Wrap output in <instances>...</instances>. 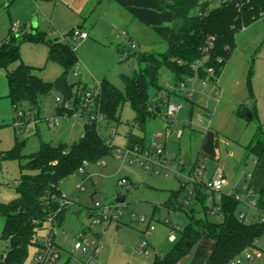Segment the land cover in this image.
Listing matches in <instances>:
<instances>
[{
  "label": "rangeland",
  "instance_id": "1",
  "mask_svg": "<svg viewBox=\"0 0 264 264\" xmlns=\"http://www.w3.org/2000/svg\"><path fill=\"white\" fill-rule=\"evenodd\" d=\"M9 1L0 0V39L8 34L15 23L26 26L31 33L32 20L39 16V27L47 34L57 33V36L64 37L75 47L79 62L67 73L73 96L69 97L63 90L54 88L48 95L39 96L38 107L25 101L15 108L7 96L9 86L6 71L0 69V151L16 148L23 157L0 159V203H9L18 197L21 167L28 162L26 156L40 149L42 140L53 144L60 141L70 144L83 135L90 111L89 108L84 112L82 108L84 85L94 87L107 79L124 90L122 75H132L139 69V54L151 52L158 55L167 48L166 41L152 26L136 19L111 29L110 41L97 36L89 26L75 40L70 32L71 27L54 30L50 18L41 7H36L38 15L31 16L26 0L13 1L8 6ZM127 30L132 34V39L122 35ZM57 36L50 37V40ZM133 42L137 43L135 49L122 51L124 46L131 47ZM21 55L22 61L35 67L45 81L56 80L64 71L59 63L48 59L45 43L25 40L21 45ZM17 64L13 63L11 68ZM158 82L166 86L176 80L172 72L163 67ZM187 83L192 88L194 85L192 96L170 95L169 100L182 103L181 111L172 121H167V105L163 104L161 114L148 119L144 130L138 126L132 127L136 111L128 101L120 109L119 122L108 123L103 116L95 121L100 134L109 141L110 153L102 160L104 165L87 162L83 169L60 183L63 195L73 204L66 208L61 222L58 219L54 221L56 241L63 247L58 263L65 262L70 253L68 264H83L84 258L78 255L74 243L85 231L88 238L97 236L96 233L102 235L101 252L92 264H152L157 254L164 255L174 244L170 240L172 232L178 239L180 232L190 222V205L181 209L169 208L165 204L169 193L179 189L182 181H186L185 177L176 175L175 167H182L185 173H189L196 164H205L209 174L222 167L226 174L231 175L246 167L250 171L256 169L252 161L254 154L249 146L256 139H264V18L260 17L237 33L236 46L219 77L208 74L205 80L197 78L194 84L191 80ZM156 96L151 91V104ZM57 97L61 101H56ZM65 102L70 103V108L65 106ZM91 104L97 109L96 99ZM20 111L27 115L30 113L31 119L20 118ZM239 111L243 115H239ZM54 115H61L57 126H51L48 121ZM131 129L137 136L148 138L162 133L159 140L165 143L169 154L165 171L153 172L143 167L140 161H131V158L121 155V148L125 147L127 141L126 134ZM186 154L191 158L190 165L183 163ZM122 178H126L130 184L120 185ZM187 184L192 187V184ZM122 195H126V200L119 203L123 211L119 221L93 224L89 212L96 209L95 202L104 205ZM219 195L220 192L214 194L218 200ZM192 203L197 217H208L216 222L223 220L219 213L206 214L201 203ZM207 205H213V201L208 200ZM140 216L145 219H139ZM4 221L5 217L0 215V237ZM117 224L123 227L117 230ZM152 225L155 229L147 237L149 254L146 255L139 244L144 238V231ZM209 242L210 237L205 234L187 256L201 260L209 249ZM8 246L7 240H0V255ZM258 248H264V234ZM256 249L251 248V253L255 254ZM34 252L33 245L25 264H33ZM239 261V264H264V253L255 259L242 254Z\"/></svg>",
  "mask_w": 264,
  "mask_h": 264
},
{
  "label": "trees",
  "instance_id": "2",
  "mask_svg": "<svg viewBox=\"0 0 264 264\" xmlns=\"http://www.w3.org/2000/svg\"><path fill=\"white\" fill-rule=\"evenodd\" d=\"M161 4L175 14L171 33L165 37L167 48L161 54L138 55L139 69L132 75L123 74L124 90L104 79L97 96V111L108 123L120 121V109L128 101L136 111L133 126L145 129L146 122L161 114V107L170 99L165 85L158 82L163 67L168 68L176 81L193 75V65L208 55V60L199 68L206 73L212 67L219 77L236 46V35L244 27L260 18L264 13V0H160ZM25 40L45 43L48 59L59 63L64 71L56 80L45 81L36 68L24 63L21 45ZM122 51L126 49L122 48ZM18 62L11 68L13 63ZM79 56L73 45L66 41H51L40 32L24 34L10 33L0 42V69H5L8 80V97L15 108L25 101L38 107L40 95H48L54 88L73 96L67 73L77 65ZM90 88V87H89ZM84 85L82 89H89ZM154 91L161 98L156 112L150 111V93ZM167 92L165 95L164 93ZM239 115H243L240 111ZM108 125V124H107ZM126 145L144 144L146 137L137 136L131 129L126 134ZM108 139L104 138L95 121L90 118L85 124L83 135L68 144L60 141L53 144L41 141L40 149L26 156L28 162L22 165L20 182L17 184L18 197L9 203H0V215L5 217L3 234L0 240H7L9 246L0 255V264H25L31 246L38 245L40 233L47 227L48 219L55 215L60 220L68 207L62 205L63 195L60 183L82 169L84 162L104 160L110 153ZM250 152L259 161L264 155V139H256L249 146ZM23 157L16 148L0 151V159ZM252 185V184H251ZM188 184L170 194L165 202L169 208H183L190 205V222L180 232V236L164 255H156L152 264H181L194 245L207 234L212 240L211 253L206 264H234L245 250L258 247L264 234V184L255 188L258 196V217L247 223L239 217L241 203L232 195H222L219 202L215 192L194 188L192 202L203 205L208 212L223 216L220 222L208 217H197L193 203H186ZM212 198L213 205H207ZM67 199V198H66ZM216 206L220 210L214 211ZM60 208V210H58Z\"/></svg>",
  "mask_w": 264,
  "mask_h": 264
},
{
  "label": "built area",
  "instance_id": "3",
  "mask_svg": "<svg viewBox=\"0 0 264 264\" xmlns=\"http://www.w3.org/2000/svg\"><path fill=\"white\" fill-rule=\"evenodd\" d=\"M261 18H264V13L260 14ZM18 31V28L14 29ZM74 39L78 40V38L82 35L79 29L74 31ZM122 35L129 36L127 31H123ZM137 47V43L133 42L131 49H135ZM208 55H205L201 60L197 61L193 65L194 74L187 76L183 80H178L176 82H169L166 84V90L169 93L181 96L190 97L194 92V85L190 87L187 83L188 80L192 81L194 84L197 78L207 79L208 74H212L214 77H218L215 73V70L210 67L207 69L206 73L200 74L199 68L208 60ZM101 92L100 84H96L94 87L86 89L83 94V104L82 108L84 112H86L89 108V115L87 117L93 121L98 120L101 116V113L97 111V109L92 107L91 102L97 98V96ZM161 100L159 96L154 98L153 104L149 106L150 111L156 112V107L158 101ZM56 101H61L60 97L56 98ZM162 102H165L167 105V118L168 122L172 121L176 118L177 114L182 109V103L178 101L168 100L166 101L164 98ZM65 106L70 108V103L65 102ZM23 119H31V114L28 115L24 111H20V118ZM171 120H170V119ZM49 124L51 126H57L60 122V116L54 115L48 119ZM168 134V132H167ZM162 136V133L158 132L153 134L151 138H147L144 144H134V145H125V147L121 148V155L123 157L131 158V161H140L143 167L146 169H151L153 172H161L167 169V159L168 152L166 151L165 143L161 142L159 139ZM101 165H104L105 162L100 160ZM87 163L86 161L84 164ZM85 167L83 165L82 169ZM206 166L205 164H196L194 168L189 172L185 173L182 167H175L174 172L179 177H185L186 181H182L183 184L190 183L192 187L188 188L187 197L185 198L186 203H190L193 201L195 190L197 187L199 189H207L211 192H221L226 186L230 185V180L228 177L222 174L221 169H218L215 175L210 178H206ZM167 174V172H165ZM252 173H247L245 175L244 181H238L234 185V189L230 192L229 195H232L236 200H238L241 204H244L249 209H254L258 213V196L255 188L251 185L252 181ZM120 185H129V181L126 178H122L119 181ZM72 202L66 198L62 200V205H69ZM96 209L92 212V220L93 224L98 223H115L118 222L119 219L123 216V211L119 208V203L114 201L104 205H101L99 201L95 202ZM60 210V208L58 209ZM220 207L216 206L214 211H219ZM240 219L244 220L247 223L256 221L254 218L250 217L247 212L240 211L239 212ZM56 217L55 215H51L47 222V227L40 233L38 237V245L37 251L33 257V264H58L59 260L62 257V251L56 241V233L57 229L55 226ZM139 219L144 220V216H140ZM260 220L264 221V213L260 214ZM52 224L50 225V223ZM155 227L148 226V228L144 231V238L140 242L139 246L142 251H145V254L148 255V246L149 242L147 237L154 230ZM97 236H93L92 238H88L85 231L81 232L79 237L75 240L74 249L77 251L78 255L84 258L83 264H92V262L98 258L101 252V244L100 239L102 237L101 234H96ZM171 239L175 238L174 233L170 235ZM255 250V254H252L250 249H247L243 252L244 256L249 259L260 258L264 253V248H258ZM239 260L234 262V264H239Z\"/></svg>",
  "mask_w": 264,
  "mask_h": 264
},
{
  "label": "crops",
  "instance_id": "4",
  "mask_svg": "<svg viewBox=\"0 0 264 264\" xmlns=\"http://www.w3.org/2000/svg\"><path fill=\"white\" fill-rule=\"evenodd\" d=\"M13 1H17V0H10L7 3L8 6L9 4L11 5ZM166 1L174 2L175 0H166ZM26 4L30 7V9L28 8V12L31 14V16L33 14L38 15L39 10L36 7H41L42 10H45V13H47V16L50 18L49 22L51 26H54V30L56 31L58 30L62 31L64 29L67 30L66 28L71 27L70 32L71 35L74 36L73 34L75 29H79L81 32L82 31L86 32L87 30L86 26L87 27L89 26L92 28L93 31L96 32L97 36L102 37L105 40H109V41H110L111 29L115 28L116 26L127 25L130 23V21H132V19L139 20L145 25L152 26L162 36L163 40H165V37L171 33L173 24L175 22V14L169 9H167L165 6H163L160 0H26ZM58 15H61V17H57ZM32 25H33L32 32H36V31L40 32L48 40H50V37L52 36H57V33L47 34L45 31H43V29L39 27V16L34 17V19L32 20ZM15 28H18V31L17 30L15 31L14 30ZM11 32L21 35L24 33H28V31L26 30V26L22 27L20 24L15 23L10 27L8 34L2 39H0V42L5 38H7ZM128 34H129L128 38L132 39L133 38L132 34H130L129 31ZM51 41L68 42L64 37H59V36H57L54 40ZM124 47L126 49L129 48L128 46H124ZM252 161H253V165L256 166V169L254 171L247 170L248 167H246V169L245 168L241 169V171L238 170L237 172H235L234 175L226 174L224 168L218 167V169H221L222 174L229 178L230 185L226 186L220 192L219 200L216 199V197L214 196V199L217 202L220 201L222 195L230 194V192L234 189V185L236 182L244 181L245 175L247 173H252L253 175L251 181L253 187L259 188L264 184V155L259 161L256 159V157H253ZM218 169L212 174L206 172V178H210L213 175H215ZM171 192L169 193L168 199L170 198ZM210 199L213 200L212 198ZM240 206L241 207L239 211L241 210L245 211L250 217L254 218L255 220L257 219L258 212L256 210L249 209L244 204H241ZM65 211L62 217L60 218V222L62 219H64ZM92 212L93 211L89 212V216H92L91 215ZM122 227H123L122 224H117L116 229L120 230ZM176 238H177L176 236L174 239L170 238L172 243L176 241ZM211 246H212V240L210 239L209 249L204 254V257L202 255L201 260L196 261L192 257L185 256L180 261V263L206 264L208 257L211 253ZM59 247L61 248L63 254V247L61 246ZM36 251H37V246H35L34 254L36 253ZM69 256L70 253L68 254L67 260H65V262L63 263L61 262L60 263L68 264Z\"/></svg>",
  "mask_w": 264,
  "mask_h": 264
},
{
  "label": "water",
  "instance_id": "5",
  "mask_svg": "<svg viewBox=\"0 0 264 264\" xmlns=\"http://www.w3.org/2000/svg\"><path fill=\"white\" fill-rule=\"evenodd\" d=\"M123 48L126 49L125 47H123ZM126 50H131V48L129 47ZM250 116H252L251 113H250ZM183 163H184V165H190L191 164V160H190L189 154L185 155V157L183 159ZM125 200H126V195H122V196H119L116 201L119 202V203H122Z\"/></svg>",
  "mask_w": 264,
  "mask_h": 264
}]
</instances>
